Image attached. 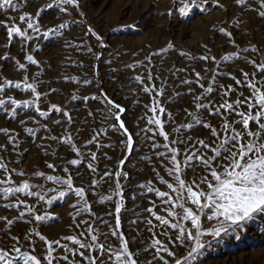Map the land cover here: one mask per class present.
I'll return each instance as SVG.
<instances>
[{
  "label": "snow or ice",
  "instance_id": "snow-or-ice-1",
  "mask_svg": "<svg viewBox=\"0 0 264 264\" xmlns=\"http://www.w3.org/2000/svg\"><path fill=\"white\" fill-rule=\"evenodd\" d=\"M210 2L214 5L219 4V0H182L180 14L186 17L189 9L193 7L206 12L205 5ZM234 2L242 8L249 3L255 5L245 10L257 11L258 16L264 18V0H234ZM44 7L58 9L59 13L64 14L69 12V7L78 8V0H51ZM220 7L223 8L224 5L220 4ZM9 9L19 10L15 0H0V10ZM168 14L171 15V12ZM80 15L82 16L83 13ZM40 17L41 11H37L34 17L31 14L21 15L20 22L26 23L24 30L18 26L4 25L7 28L8 43L11 44L13 37L18 36L25 42L22 45L24 48L27 42L33 39H38L40 36L46 38L49 33L61 34V30L68 27V22L64 21L57 27L42 32ZM9 19L14 20V17ZM240 23L237 18L230 27L238 29ZM212 30L227 37V43L236 51L224 54L220 59L211 54L212 50L207 45L203 46L205 48L203 55H192L184 51L179 53L189 62H206L203 68L204 75L192 68L195 79L185 78L176 85V88L196 85L201 91L197 94L196 89L192 87H188L187 93L174 90L173 97L166 102L171 104L181 96H191L192 110L188 107L183 109L185 114L183 121L180 123L176 121L180 110L175 113L167 111L165 104L159 99L168 87L167 79H161L159 74L153 75L155 68L153 57L172 50L173 45L169 44L167 48L145 56L144 60L147 64L141 61L127 66L132 70L137 67L145 68L148 84H151L149 87L145 83L143 75L130 78L143 86V93L152 97L151 105H143L146 111L138 117L136 123L138 130L135 133L129 131L122 119L125 107L114 102L102 89L98 90L96 95L81 97L76 93L72 94V102L82 100L87 106L89 101H97L102 105L95 112L88 111V116L92 117L94 122L96 116L100 117L101 127H93L90 138L79 143L80 129L77 128L76 133L73 134L75 118L71 115L78 109H69L67 103L64 106L51 103L46 111L41 110L42 97L46 101L47 96L50 95L38 91L39 84L43 83L38 77L43 74V70L33 74L30 82L26 64L19 62L18 59L15 61L17 69L24 71L23 80L15 83L5 80L0 83V115H6L9 120H16L19 116L17 109L32 111L35 105L34 111L38 116L19 120V127L23 129L25 139H20L18 132L7 127L0 128V133L7 137V144L11 145L17 157H22L25 152L30 151V148H24L23 151L21 148L27 143V138H31L37 149L43 152V156L45 158L52 156L53 162L47 159L43 162L45 168L52 174L42 170H34L28 174L22 169L9 168L8 162L0 156V173L3 174L0 175V208L14 210L17 213L12 218L7 215L0 216V221L4 222V227L0 228V264H61V262L63 264H191L195 256L211 244V241L205 242L204 237L222 240L226 236H231L239 240L248 226L264 223V59L257 62V59L249 58L247 55L249 53L260 55L257 47L255 45L240 47L233 38V32L225 27L214 26ZM29 32L32 35H29ZM89 35L104 47L102 38L91 27L84 32L85 37ZM65 47L75 48L77 51L86 48L88 53L93 52L86 41L79 43L66 41ZM38 50L37 44L32 48V53ZM93 55L96 60L100 59L98 54L93 53ZM0 59L14 58L6 54ZM25 60L28 64L39 67L33 54H26ZM68 60L73 65L76 64L71 57H68ZM234 60H245L254 71H243V78L238 79L236 75L222 69V64H229ZM207 62L214 63L215 67L210 69ZM184 71L186 70L174 68L170 70L169 75H175L179 79L177 74ZM209 72H211L210 79ZM219 78L235 81L241 90L238 91L232 85L225 86L218 83ZM206 79L207 87L204 84ZM65 80L78 83L76 77H65ZM154 81L160 82L159 88ZM83 83L91 82L85 80ZM9 89L30 92L32 99L21 101L13 96L5 98L4 94ZM243 89L249 94L245 95ZM51 92H55V89H51ZM216 92L219 93V101L210 98ZM233 94L235 99H232ZM9 104L13 106L12 110H9ZM134 104L138 105L139 100L134 101ZM53 112L62 118L54 120L52 126L46 122L42 123L50 119ZM24 114L27 115V111ZM209 118H218V120L213 124ZM141 121L145 122L142 128L139 126ZM29 123L34 124L35 127H28ZM65 123L67 126L63 128L62 135L51 134L54 126ZM169 125H174L171 132L166 131V126ZM195 129L206 130L207 134L193 135ZM40 131H44L45 135L39 136ZM109 131L119 134L118 142L111 141V137L108 136ZM134 136L139 137V146L148 145L152 154L141 155L139 160L150 162L154 156L159 161V169L165 173L161 175L155 165L152 167L155 179L166 190H161L151 180L132 185V200H135L137 195L143 197L148 194L156 198L149 200L150 206L140 212L135 211V208L127 209L125 201L130 177L124 170V165L133 154L136 143ZM104 138L109 142L105 143ZM37 139L55 141L58 146L50 152L48 149L51 145L36 144ZM60 145H67L69 153L74 154V158L69 159L68 154L58 157ZM117 146L121 150L117 159L114 160L107 152L103 153V159L111 161L112 166L105 165L101 174L99 169L101 157L98 153L104 148L114 150ZM0 151L7 152V146L0 144ZM57 159L62 163H56ZM15 163L19 164L21 160L17 159ZM82 166H86V171L80 170ZM85 175H88L87 182L82 179ZM14 176L22 178L19 184L14 181ZM76 179H81L79 186L75 184ZM34 180L41 182H31ZM49 184L52 186L50 187ZM105 184L108 185L107 193L103 191ZM136 189L140 191L136 192ZM88 192L98 197L97 204L109 205L103 215H97L92 211L86 195ZM72 195L77 199L70 205L74 211L69 215L72 225L80 230L78 234L63 235L59 239L50 240L45 235H41L36 227L25 230L23 234L13 233L12 229L18 222L32 224L33 221L44 222L49 219L47 216L37 214L42 202L51 206L54 201ZM29 200L34 203L27 202ZM156 209L163 214H158ZM128 211H131L134 217L127 221L128 231L136 233L130 238L122 230L123 213ZM85 216L89 219L81 218ZM26 217L28 219H25ZM205 219L208 222H215V226L206 229ZM139 224H144L145 227L138 229L136 226ZM145 232L150 233L148 240L144 237ZM37 238L45 245V254L42 257L37 253ZM137 243L144 247L133 250L131 246ZM180 248H187V254H180ZM59 250H63L62 255H56ZM149 252L150 259L144 261L139 259L143 253Z\"/></svg>",
  "mask_w": 264,
  "mask_h": 264
},
{
  "label": "rangeland",
  "instance_id": "rangeland-1",
  "mask_svg": "<svg viewBox=\"0 0 264 264\" xmlns=\"http://www.w3.org/2000/svg\"><path fill=\"white\" fill-rule=\"evenodd\" d=\"M15 2L19 8L18 11H12L11 9L8 11L0 10V57H4L7 54L9 57L14 58L0 59V83L5 80H11L13 83L23 80L24 71L17 69L15 63L17 59L19 62L26 64L30 82L33 74L42 69L43 74L38 77V80L43 81V83L39 84L38 91L40 93H50V95L47 96L46 101L42 97L41 110L46 111L51 103H55L58 106H64L67 103L69 109H78V111L71 113L75 118V124L72 128L73 134L76 133L77 128L80 129L78 143L90 138L93 127H101L100 117L96 116L94 122L93 118L88 116V111L95 112L102 105L97 101H89L87 106L82 100L72 102L71 96L73 93L83 97L96 95L98 90L102 89L114 102L125 107L122 119L125 121V126L129 131L135 133L138 130L136 127L137 119L146 111L143 105H151L152 97L143 93L142 85L130 79L137 75H143L145 83L148 84L145 68L137 67L132 70L127 66L141 61L147 64L144 57L149 53L167 48L169 44L173 45L172 50L153 57L155 65L153 75L159 74L161 79H167L168 87L164 95L159 99L162 104H165L167 111L175 113L180 110V115L176 118L177 123L184 120L183 109L185 107L192 110L191 96H181L171 104L166 102L173 97L174 90L187 93L188 87H192L196 89L198 94L201 89L196 85L179 88H176V85H179L180 80L185 78L195 79V73L192 68L204 75L203 68L206 64L204 61L189 62L185 57L180 56L179 53L184 51L192 55H203L205 54L203 46L207 45L212 50L211 54L220 59L224 54L236 51L235 48L227 43V37L218 31L212 30L214 26H222L232 31L233 38L240 47L255 45L260 55L255 56V54L249 53L247 54L249 58H255L257 62L264 59V18L259 17L257 11L245 10L250 6H255L250 3L245 4L242 8L237 6L234 0H219V4L214 5L210 2L205 5L206 12H201L194 7L190 8L188 15L185 17L179 11L183 6L182 0H78V8L69 7V12L64 14L59 13L58 9L44 7L51 0H15ZM220 4H223L224 7L221 8ZM37 11H41L40 24L42 32L48 28H55L64 21L68 22V27L61 30V34L49 33L46 38L40 36L38 39H33L27 42L24 48H22V45L25 42L18 36H14L12 43L9 44L7 28L4 25L18 26L21 30H24L26 23H21L19 17L25 14H31L34 17ZM169 12H171V15L168 14ZM80 13H83V15L81 16ZM9 17H14V20L9 19ZM237 18L241 21L239 28L230 27ZM129 25H134V27H128ZM88 27H91L102 38L104 47H101L100 42L96 41L93 36H84V32ZM28 34L32 35L31 32ZM66 41L74 43L86 41L87 45L92 47L93 52L88 53L86 48L79 51L75 48H66ZM37 44L39 45V50L32 53V48ZM93 53L98 54L100 59L96 60ZM26 54H33L38 61L39 67L28 64L25 60ZM68 57H71L72 61H76V64L73 65L68 60ZM81 64L83 65L82 67L79 66ZM207 66L211 69L215 67V64L207 62ZM221 67L224 71L236 75L238 79L243 78V71H254L252 66L247 64L245 60H234L229 64H222ZM174 68L185 69L186 71L178 73L179 79H177L175 75H169L170 70ZM158 70L160 71L158 72ZM65 77H76L78 83H73L70 80L66 81ZM208 78H211V72H209ZM85 80L91 83L84 84ZM154 82L156 87L159 88L160 82ZM218 83L225 86L232 85L238 91L241 90L240 86L235 84V81L228 78H219ZM204 84L207 87V79ZM148 86L150 87L151 84H148ZM51 89H55V92H51ZM243 90L245 95L249 94L246 89ZM4 96L5 98L13 96V98L21 101L32 99L30 92H20L15 89L7 90ZM210 98L219 101V93H214ZM232 99H235V94L232 95ZM136 100H139L138 105L134 104ZM8 107L9 110H12L13 106L9 104ZM34 107L35 105L32 111L17 109L19 116L16 120H9L6 115H0V128L7 127L10 130H15L19 133L20 139H25L23 129L19 127V120L38 116L34 111ZM26 111L27 115L24 114ZM148 115H151V113H148ZM59 118H62V116H57L53 112L50 119L42 121V123L46 122L49 126H52L53 121ZM209 119L212 120L213 124H216L218 120V118ZM27 126L35 127L32 123ZM66 126V123L54 126L51 134L62 135L63 128ZM139 126L141 128L144 127L145 122L141 121ZM173 126H166V131L171 132ZM192 134L203 136L207 134V131L195 129ZM38 135L44 136L45 132L40 131ZM108 136L111 137L113 143L119 140L118 133L109 131ZM160 140L162 142V138ZM134 141L136 143L134 144L133 154L124 165V170L129 173L130 177L129 186L125 192V201L127 209L135 208V211L140 212L143 208L150 206L149 200L156 198L154 195L148 194L143 197L137 195V198L132 200V185L151 180L161 190H166V188L159 185L152 172L154 165L159 169V161L154 156L150 162L139 160L141 155H152L149 151V146H139V137L134 136ZM104 142L108 143L109 141L104 138ZM40 143L51 145L48 149L50 152L58 146L55 141L37 139L36 144ZM0 144H5L8 148L7 152L0 151V156H3L8 162L9 168L22 169L28 174H31L34 170H42L46 171L47 174H52L50 170L45 168L43 163L44 159L53 162L52 156L45 158L43 152L32 143L31 138H27V143L23 144L21 148V151L24 148H30V151L25 152L22 157H17L11 145L7 144V137L2 133H0ZM93 150H95L94 146ZM120 151L117 146L114 150L104 148L98 153L101 157L99 164L101 174H103L105 165L112 166L111 161L103 159V153L107 152L115 160L119 157ZM66 154H68L69 159L74 158V154L69 153L67 145H60L58 157H63ZM17 159H20L21 163H15ZM55 162L62 163L59 159ZM80 170L82 172L86 171V166H82ZM159 170L161 175H165L162 169ZM0 175L3 174L0 173ZM189 175H191V172H189ZM165 178L167 179L166 176ZM13 179L19 184L22 178L14 176ZM82 179L87 182L88 175H85ZM31 182L41 181L34 180ZM80 183L81 179L75 180L77 186ZM49 186L51 187L52 185L49 184ZM107 190L108 185L105 184L103 191L107 193ZM135 191L139 192L140 190L136 189ZM86 195L94 213L103 215L108 210L109 205L97 204L98 197L93 196L91 192L86 193ZM24 199L27 200V198ZM76 199L72 195L63 200L54 201L51 206L42 202L39 205L37 214L47 216L49 219L44 222L33 221L32 224L18 222L12 229L13 233L20 232L23 234L25 230L36 227L41 235H45L50 240L59 239L63 235L78 234L80 230L75 229L74 225H72L71 216L69 215L74 211L70 205ZM27 202L34 203L31 200ZM136 205H140V207H136ZM156 211L158 214H163L159 212V209H156ZM5 215L12 218L17 213L14 210L0 208V216ZM81 218L89 219L87 216ZM123 218L124 228L122 230L125 231L126 236H129V238L130 236H135V231L129 233L127 228V221L130 218H134L133 213L131 211L124 212ZM25 219H28V217ZM141 219H144V217H141ZM204 226L206 229L212 228L215 226V222H208L205 219ZM2 227H4V222L0 221V228ZM136 227L143 229L145 226L144 224H139ZM144 237L148 240L150 233L145 232ZM157 238L162 239V237ZM203 240L205 242L211 241V244L199 252L191 261V264H264V223L248 226L239 240H235L231 236H226L222 240L204 237ZM131 247L135 250L137 247H144V245L137 243ZM36 248L38 255L42 257L45 254V245L38 238ZM187 251V248L179 249L182 255H186ZM62 254L63 250H59L56 253V255ZM150 258L151 253L149 252L143 253L139 259L144 261Z\"/></svg>",
  "mask_w": 264,
  "mask_h": 264
}]
</instances>
